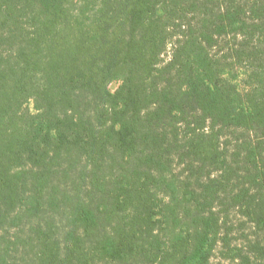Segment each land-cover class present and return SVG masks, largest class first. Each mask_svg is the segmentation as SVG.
Wrapping results in <instances>:
<instances>
[{
    "label": "trees",
    "instance_id": "obj_1",
    "mask_svg": "<svg viewBox=\"0 0 264 264\" xmlns=\"http://www.w3.org/2000/svg\"><path fill=\"white\" fill-rule=\"evenodd\" d=\"M230 263L264 264V0H0V264Z\"/></svg>",
    "mask_w": 264,
    "mask_h": 264
},
{
    "label": "rangeland",
    "instance_id": "obj_2",
    "mask_svg": "<svg viewBox=\"0 0 264 264\" xmlns=\"http://www.w3.org/2000/svg\"><path fill=\"white\" fill-rule=\"evenodd\" d=\"M117 86H118L117 83H112L111 88L114 90L116 89ZM215 259H217V257ZM230 264H236V263H230Z\"/></svg>",
    "mask_w": 264,
    "mask_h": 264
}]
</instances>
